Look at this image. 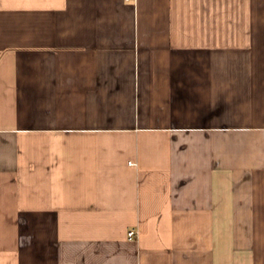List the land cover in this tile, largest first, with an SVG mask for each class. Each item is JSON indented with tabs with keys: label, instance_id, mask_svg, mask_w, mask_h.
I'll return each mask as SVG.
<instances>
[{
	"label": "crops",
	"instance_id": "crops-1",
	"mask_svg": "<svg viewBox=\"0 0 264 264\" xmlns=\"http://www.w3.org/2000/svg\"><path fill=\"white\" fill-rule=\"evenodd\" d=\"M0 264H264V0H0Z\"/></svg>",
	"mask_w": 264,
	"mask_h": 264
},
{
	"label": "built area",
	"instance_id": "built-area-1",
	"mask_svg": "<svg viewBox=\"0 0 264 264\" xmlns=\"http://www.w3.org/2000/svg\"><path fill=\"white\" fill-rule=\"evenodd\" d=\"M128 237H129L130 239L134 238V237H135V231H134V230H129V232H128Z\"/></svg>",
	"mask_w": 264,
	"mask_h": 264
}]
</instances>
